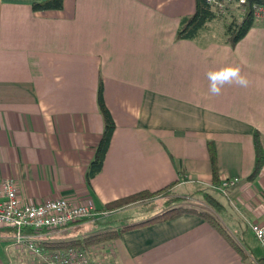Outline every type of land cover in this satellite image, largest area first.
Masks as SVG:
<instances>
[{
  "label": "crops",
  "instance_id": "1",
  "mask_svg": "<svg viewBox=\"0 0 264 264\" xmlns=\"http://www.w3.org/2000/svg\"><path fill=\"white\" fill-rule=\"evenodd\" d=\"M41 1L0 0V180L13 179L24 203L64 198L99 210L143 190L172 186L179 198L199 201L211 188L231 241L185 213L123 232L108 244L112 263L264 264L263 250L258 257L244 245L246 233L254 238L249 224L264 223V165L247 179L255 131L264 148V22L230 45L223 29L221 39L205 38L211 22L195 39L176 37L195 0H63L59 10L34 11ZM224 62L238 66L248 86L225 85L212 96L206 72ZM99 84L115 128L88 180L103 130ZM209 141L219 179H239L226 196L212 183ZM83 223L43 230L41 240H66L61 235ZM13 236L0 227V264H26L22 253L31 255Z\"/></svg>",
  "mask_w": 264,
  "mask_h": 264
},
{
  "label": "trees",
  "instance_id": "2",
  "mask_svg": "<svg viewBox=\"0 0 264 264\" xmlns=\"http://www.w3.org/2000/svg\"><path fill=\"white\" fill-rule=\"evenodd\" d=\"M264 3V0H250V2ZM63 6V0H43L41 2H35L32 4V9L34 11L42 10H59ZM240 15H235L232 11L230 12V18L226 20L223 24V36L225 42L230 45H235L240 39H242L248 30L256 24L253 19L251 9L248 4H246V10L239 12ZM222 14L213 9L207 0H195L194 12L191 15L185 16L180 22V26L177 30L176 37L178 39H195L199 34L207 30L208 23L213 20L220 18ZM97 103L98 109L103 119V130L101 137L96 145L94 156L89 163L87 168L86 176L89 180L98 174L102 168L104 157L108 150L110 140L115 128L112 116L106 107L103 99L102 85L99 84L97 91ZM253 145H254V165L250 175L247 177L248 180H253L259 174L262 166L264 165V148L260 139V134L258 131L253 133ZM209 160L211 167V176L213 185H218L220 183L218 166H217V156L214 143L209 141L207 143ZM172 186H167L163 189L150 192L148 190H143L136 192L134 194L124 196L107 203L102 210L113 211L125 207L130 203H135L139 201H150L158 196L161 198H166L165 203L173 202L178 199H174L169 195L170 188ZM209 206L216 212L220 207V203L210 194H204ZM217 209V210H216ZM191 213L205 219L208 223L218 229L228 240H232L224 227L218 220V218L209 211L202 210L197 211L194 208L184 207V206H173L167 207L164 211L158 215L141 221L137 223H125L121 227L115 229H105L97 233H93L83 237H76L72 239L60 240V241H42L40 246L42 250H68L71 248L80 249L85 253H88V249L92 246L98 245H108L113 240L121 237V234L127 230H132L135 228L151 225L156 222L166 221L172 219L178 215ZM91 219L80 220L79 222L90 221ZM78 223V222H76ZM75 224V223H74ZM71 225V224H70ZM239 250V248H237ZM240 251V250H239Z\"/></svg>",
  "mask_w": 264,
  "mask_h": 264
},
{
  "label": "built area",
  "instance_id": "3",
  "mask_svg": "<svg viewBox=\"0 0 264 264\" xmlns=\"http://www.w3.org/2000/svg\"><path fill=\"white\" fill-rule=\"evenodd\" d=\"M220 14L246 10L249 5L253 19L264 22V3L250 0H207ZM239 182L236 177L220 180L216 189L224 196ZM109 211L97 209L93 204H74L64 198L44 200L40 203H24L17 195L13 179L0 180V227L14 230V243L22 245L39 260V264H100L80 249L42 250L41 231L57 230L84 219L96 220ZM249 229L264 251V223H250ZM38 262V261H37Z\"/></svg>",
  "mask_w": 264,
  "mask_h": 264
},
{
  "label": "rangeland",
  "instance_id": "4",
  "mask_svg": "<svg viewBox=\"0 0 264 264\" xmlns=\"http://www.w3.org/2000/svg\"><path fill=\"white\" fill-rule=\"evenodd\" d=\"M235 15L239 16L240 13L238 10L232 11ZM230 12L223 14L220 18L215 20L214 22H211L209 24L210 31L206 33L205 38L211 39L212 37H215L216 39H221L220 36L222 35V29L223 24L226 20L230 18L229 16ZM190 187H186V190ZM202 191H204L199 201L193 198H188L187 196H183L179 198L174 191L169 192V195H171L175 200L173 202L165 203L166 198H156L149 201H139L135 203H130L126 206L127 208H130L129 210L123 212L122 214H116L113 219H104V217H99L96 220L92 221H86L82 225L77 226L75 228L69 229L64 234L61 235L64 239H72L76 237H83L87 236L93 233L100 232L105 229H115L118 227H121L125 223H130L133 221H137L143 218H147L148 214H146L147 211H153V210H165L167 207H173V206H184V207H190L194 208L197 211L206 210L213 213V209L209 206L204 194L208 193L211 196L212 195V189L211 188H203ZM215 196H218L217 192H213ZM192 195L197 194V192L192 191ZM150 203V204H149ZM217 210V209H216ZM146 214V215H145ZM215 215V214H214ZM96 222V223H95ZM233 238L242 239L239 235H233ZM241 241V240H240ZM244 245H247L251 251L254 253V255L261 257L262 255V248L259 245V243H256L255 239L252 237L251 234L246 233V239H245ZM246 247V246H245ZM248 249V248H247ZM250 251V250H249ZM264 252V251H263ZM93 259L100 262V264H113L111 260V250L108 245H98V246H92L88 249V253ZM22 257L26 264H39V260H37L32 254L29 253H22ZM38 261V262H37ZM41 264V263H40Z\"/></svg>",
  "mask_w": 264,
  "mask_h": 264
},
{
  "label": "clouds",
  "instance_id": "5",
  "mask_svg": "<svg viewBox=\"0 0 264 264\" xmlns=\"http://www.w3.org/2000/svg\"><path fill=\"white\" fill-rule=\"evenodd\" d=\"M206 78L209 81L208 91L212 96L221 95L225 85L235 84L239 87L246 88L249 83L246 76L241 74L238 66L227 62L222 63L218 67L208 69Z\"/></svg>",
  "mask_w": 264,
  "mask_h": 264
}]
</instances>
